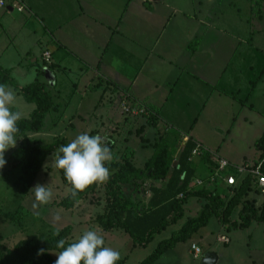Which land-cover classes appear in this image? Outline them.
I'll use <instances>...</instances> for the list:
<instances>
[{"label":"rangeland","instance_id":"obj_1","mask_svg":"<svg viewBox=\"0 0 264 264\" xmlns=\"http://www.w3.org/2000/svg\"><path fill=\"white\" fill-rule=\"evenodd\" d=\"M167 1L170 2V8L164 9L162 7V9L166 14L169 13V18L168 20L162 19L160 22L165 21L169 24H167L163 34L160 35L164 39H162L160 48L154 51L153 58L158 61L160 57L157 55L163 54L164 62H170V60L189 62L188 57L190 55H185L182 50V43L187 41V37L181 32L186 27L179 24L180 16H187L184 11L190 13L194 9L199 14L202 8V15L207 14L206 17L210 20L214 30L204 25L201 35L208 38L206 45L207 42L215 44L212 46V51L209 53L202 51L196 57V60H199V62H217L218 69L214 70V73L210 75V79L219 80L224 73L222 79L218 82V87H231L228 85H234L233 87H237L234 88L237 89L236 93L241 96L239 98L235 93V103L226 95H214L210 98V93L216 83H212L213 85L207 84L203 95L199 96L200 98L194 97L196 104L193 102L194 106L187 107L188 100L179 95H188L190 85L185 75L184 81L179 83V94L175 95L174 100L177 113L173 114V117L177 119L176 127L183 133L198 138L216 157L231 159L238 163L245 160L248 162L257 161L260 151L255 148L254 142L264 130V71L263 75L258 71L257 74L251 76L254 73H251L246 65L251 64L256 68L264 65V18L259 19L260 16L253 13L254 0H250V2L251 11L255 17L251 16V12L245 9L246 1L250 4L249 0H234V6L237 5V8L230 3L233 0ZM239 6L243 8L239 9ZM4 10L5 8L0 9V28H6L7 26L1 19V13ZM155 23H158V21L155 20L153 24ZM158 25H152L145 30L149 36L143 38L144 44L147 46L150 42V48L153 46L152 43H155L157 36L159 37L156 30ZM2 32L3 30L0 29V38H3ZM249 33H256V43H248L245 37ZM171 38L176 39L178 42L175 47L170 46ZM196 42L197 40L191 43L192 49ZM259 46L263 50L259 49ZM150 52L151 50H144L142 54ZM17 53L14 45H11L7 51V55H16ZM191 59L193 61V57ZM241 62L248 63L243 64L245 67L243 70L239 67ZM30 63L35 62H0L1 65L5 64L13 68L12 75L15 81L21 85L32 82L39 75L40 70H36L35 65L30 66ZM40 64L44 69H42L43 73L40 74L39 80L47 82L48 90L50 89L59 110L53 109V111L48 112L44 120L45 129L39 135L31 134L33 137L40 139L42 143H50L58 137H63L70 142L81 132H88L90 135L100 134L109 141V147L114 153V160H121L126 148L130 147L132 150L131 161L134 162V153V156H136L135 162L145 167L146 162L155 151V144L160 134L165 131L162 123L153 127L155 130H162H157L159 133L149 131L151 129L149 119L145 122L137 117L138 114L133 113V100L127 98L126 95L125 98L123 94H118L119 91L114 89L105 90L104 93L102 91L103 86L96 84L98 79H96V83L91 84L90 81L94 77L97 78L95 72L91 70L84 76L77 73H65V71L57 73L56 70L50 68L49 64L44 62ZM251 80L254 81L252 82L254 84L258 83V89L249 99H245L246 95L244 93L248 92L242 91L248 87ZM22 81H24L23 84ZM55 83L57 84L55 85ZM8 85L16 93L15 87ZM249 89L253 88L249 86ZM86 93L88 97H86ZM16 96V107L22 111L23 117L28 116L35 105L27 102L21 94H16ZM244 99L246 102L253 104L250 109L247 106H244L243 109ZM86 101L87 104L84 103ZM98 102H101L100 106ZM205 103H207V106L203 107ZM98 111H101V116H103L100 117V121L97 117ZM85 112L88 113L86 114V120L89 119V121L85 123L88 128L82 125V123L84 124ZM139 114L143 113L140 112ZM77 115L78 117H76ZM74 117L76 122L71 124ZM56 120H59V123L52 127L53 122ZM176 127L171 126V130H176ZM171 134L166 135L172 139ZM36 136H39V138ZM179 141L172 142V149H175L174 155L176 156L180 150ZM142 144L144 145L142 146ZM16 147L5 152L7 163L3 169H0V245L3 244L6 247H13L20 239L28 236L46 235L50 231H56L71 225L72 228L68 236L70 239L77 240L85 230H98L103 234L106 246L119 250L121 257L126 258V264H139L158 246L162 239L170 237L175 229L180 228L188 217L197 216L201 212V204L206 201L198 197L189 198L184 205V217L176 224L155 234L153 240L147 246H141L136 244L124 229L106 230L98 222V216L107 212L109 208L104 183H99L95 190L75 200L69 207L61 204L65 196L70 193L71 188L63 183L59 169L53 166V159L57 152L42 158L41 165L37 169L32 183H30L29 190L25 192L20 189L22 182L27 178L24 171L26 161L16 162L11 158V153ZM195 160L198 161L199 157H195ZM37 183L49 184L53 189L54 196L49 204L34 209L35 196L34 192L30 190ZM150 184L147 183L146 185L149 187ZM147 186L145 187L147 188ZM214 186L222 195L229 191L222 181L209 185V187ZM254 186H256L255 183ZM142 196L146 199L147 194ZM249 196L256 206L263 205V193L253 190ZM19 206H25L30 211L25 219V222L28 223L25 229L19 228L4 215L6 212L16 210ZM238 210L239 208L233 212L232 219H238ZM37 212H39V215L35 214ZM57 214L61 217L59 221L55 220ZM221 234L228 235L231 241L229 243L220 241L219 236ZM194 243L201 246L204 251H216L219 255L217 264H264V221H254L245 228L232 227L225 230L218 218L213 216L207 226L202 227L187 240L180 241L174 247L167 249L156 264H201L203 257L195 258L192 253L191 246ZM49 252L56 260L59 251L51 249Z\"/></svg>","mask_w":264,"mask_h":264},{"label":"crops","instance_id":"obj_2","mask_svg":"<svg viewBox=\"0 0 264 264\" xmlns=\"http://www.w3.org/2000/svg\"><path fill=\"white\" fill-rule=\"evenodd\" d=\"M3 1L4 5L0 6V9L5 8V10L1 13V19L7 26L6 28H0L3 30L1 33L3 38H0L2 43L0 47V62H35L30 63V66L35 65L34 68L40 70L39 75L35 77V79H39L40 74L43 73L42 69H44L40 63H47L43 59V53L48 49L52 52V61L47 64H49L50 68L56 70L57 73L65 71V73H77L84 76L91 70L97 75V78L94 77L90 81L91 84L96 83V79H98V83L96 84L103 86L102 91L104 93L105 90L110 91L114 89L119 91L118 94H123L124 97L126 95L127 98L133 100V103H141L149 107L151 115L145 112L141 115L138 114L137 117L143 119L145 122L148 119L155 118L149 123L151 128L149 131H152V133L162 131L153 128L155 125H160L161 123L164 126V132L173 133L172 130L174 129L171 130V126L176 127L175 123L177 121V119L173 117V114L177 113L174 103L175 95L179 94V83H182L186 76L190 85L188 87V95H179L188 100L187 107L194 106L196 104L194 97L200 98L199 96L203 95V91L207 88V84L213 85L212 83L216 84L214 85L213 91L210 93V98L214 95H226L235 103V93L237 89L234 88L237 87H233L234 85H228L231 87H218V82L222 79L224 73L219 80L210 79V75L214 73V70L218 69L217 62H199V60H196V57L202 51H207L206 53L212 51V46L215 44H209V42H207L206 45L208 38L205 35H201L204 25L214 30L210 20L206 17L207 14L205 16L202 15V8L199 14H197V11L194 9V11L190 13H187L189 11H184V14L187 16H180L181 20L179 24H181L182 27H186L181 32L187 37V41L182 43V50L185 55H190L188 57L189 62H175L172 60H170V62H164L163 54L157 55L160 57L158 61L153 58V55H155L154 51L160 48L159 46L162 43V39H164L161 38L160 35L163 34L167 24H169V22L167 23L165 21L160 22L162 19L168 20L169 18V13L166 14L162 9V7L164 9L170 8V2L167 0ZM230 3L234 6L235 2L233 0ZM234 7L237 8V5ZM238 8L242 9L243 7L239 6ZM245 9L251 12V16L253 15L251 11V2L249 4L246 1ZM174 10L176 11L177 9ZM253 17L255 16L253 15ZM258 18H264V2L262 14ZM155 20H157L158 23L153 24ZM156 24H159L156 29L159 37L157 36L155 43H152L153 46L150 48V42L149 45L146 46L143 38L149 36L145 30ZM255 35L256 33H249L247 37H245L248 43H256ZM5 39L7 40L5 41ZM196 40L197 42L192 49L191 43ZM177 44L178 42L176 39H170V46L175 47ZM11 45H14V49L18 52L16 55H7V51ZM258 48L263 50L260 46ZM144 50H151L152 53L142 54ZM192 57L193 61L191 59ZM133 62L135 63L133 64ZM220 63L222 65V62ZM245 63L248 64L247 62H241L239 65L242 70L245 68L243 66ZM2 65L9 68L12 74L13 68L11 66ZM247 66L251 73H254L251 76L257 74L258 71L263 75L264 65H259L261 66L259 68L251 64L246 65V67ZM253 66L255 67L254 69ZM252 82L254 81L251 80L248 87L242 91L248 92L244 93L246 95L245 99H249L258 89V83L254 84ZM45 83L47 86V82ZM56 84L57 83H55V85ZM19 85L23 86L21 84ZM249 86L253 89H249ZM16 94H20L17 89ZM237 96L241 98L239 93ZM86 97H88L87 93ZM193 102H195V104ZM84 103L87 104V101ZM207 103H205L203 107H206ZM33 104L35 106L31 109L30 113L36 108V104ZM100 104L101 102H98L99 106ZM242 105L243 109L244 106L249 107V109L253 106L252 103H248L246 100ZM57 106L55 102V110H59V106ZM50 111H53V109ZM95 111H97V109H95ZM86 114L88 113L85 112L84 124L82 123V125L88 128L87 124H85L89 121V119L86 120ZM76 117H78V115ZM97 117L100 121V117H103L101 116V111H98ZM75 119L74 117L71 120V124L76 122ZM58 123L59 120L54 121L52 127L56 126ZM174 131L180 134V150L184 143L190 138L195 141V147L197 144H201L205 148V151L201 155L192 156V153L190 155L189 159L192 160V163L196 166V176L191 183L192 186L196 178H206L218 170L217 157L204 146L202 141L188 133H183L179 128ZM40 133L41 132L34 133L33 135H39ZM36 137L39 138V136ZM143 145L144 144H142V146ZM206 152H208L209 158L213 162L212 165L206 164L202 158ZM133 157L135 162L136 156H134V153ZM195 157H199V160L196 161ZM228 160L238 163L231 159ZM200 161H202L201 164ZM134 164L136 167L144 168L143 165L137 162ZM176 164L177 160H174V165ZM239 178L240 177H238V179ZM219 181L223 182V180L217 179L216 182L204 186L214 185ZM165 182L166 179L150 181V183L154 185H162ZM254 182H256L255 178ZM256 184L258 185L257 182ZM226 186L228 187V185ZM260 193H262L261 190ZM247 197L250 199V196ZM238 208H240V206ZM223 228L225 230L228 229L225 226H223Z\"/></svg>","mask_w":264,"mask_h":264},{"label":"trees","instance_id":"obj_3","mask_svg":"<svg viewBox=\"0 0 264 264\" xmlns=\"http://www.w3.org/2000/svg\"><path fill=\"white\" fill-rule=\"evenodd\" d=\"M264 0H254L252 11L261 16ZM253 14V15H254ZM254 15V16H255ZM0 83L11 84L19 91L23 98L29 103H35L36 108L28 117L18 122V146L12 151L11 158L16 162L26 161L25 173L27 178L19 187L28 191L41 160L50 154L58 152L61 145L69 143L65 138L58 137L50 143H42L40 139L31 134L42 132L45 129L44 120L47 113L55 109V101L47 89L44 81L36 78L34 81L20 86L13 78L11 70L0 64ZM155 118L149 119L152 121ZM57 121V120H56ZM171 133V132H170ZM161 133L155 146L153 155L142 169L136 167L131 161L132 150L126 148L121 160H114L107 165L110 169V177L104 183L106 195L109 201L108 211L98 216V222L106 229H124L136 244L147 246L154 235L162 232L167 227L176 224L185 215L184 204L191 197L205 199L201 212L197 216L188 217L171 236L162 239L158 246L139 264H156L161 255L178 242L185 241L195 232L209 224L211 218L216 216L218 220L228 229L245 228L254 221H264V202L262 206H256L253 200L247 196L254 190L260 192V188L254 182L251 175H244L238 179L237 184L228 186V192L222 195L216 187H193L191 185L196 176V166L190 160V155L195 147V141L188 139L177 156L174 155L172 142L180 140V134L173 131L172 139ZM254 146L260 151L258 161H262L264 172V130L258 137ZM172 149V150H171ZM208 152L202 157L206 164L212 165ZM174 160L177 164L174 165ZM62 181L71 188L70 193L65 196L61 204L70 206L75 200L82 198L86 193L95 190L99 183L90 185L76 197L72 196V185L67 181L63 170L59 169ZM162 185L150 184L152 192L150 197L146 195V184L153 180H164ZM254 183L256 186H254ZM183 193V197H178ZM241 204V205H240ZM238 219H232L233 212L238 208ZM30 214L25 206H19L14 211L6 212L4 215L21 229H25L28 223L25 219ZM72 226L67 225L59 230L50 231L49 234L28 236L20 239L13 247L0 245V264H54L55 260L49 252L57 249V242L61 238L67 243L74 242L70 239L69 231ZM57 231L59 235H57ZM67 243L65 247H67ZM46 251L38 255L39 249ZM117 264H126V258L121 257Z\"/></svg>","mask_w":264,"mask_h":264},{"label":"clouds","instance_id":"obj_4","mask_svg":"<svg viewBox=\"0 0 264 264\" xmlns=\"http://www.w3.org/2000/svg\"><path fill=\"white\" fill-rule=\"evenodd\" d=\"M16 101L15 90L0 83V169L7 163L5 152L16 147L18 137H23L17 135L18 122L24 117L22 111L16 107ZM114 159L109 141L104 136L81 132L69 143L59 147L53 166L63 170L67 181L72 185V196L76 197L94 183L107 182L110 177L107 165ZM30 191L35 196L34 209L49 204L54 196L49 184L37 183ZM35 214L39 215V212ZM60 219L57 214L55 220ZM56 234L59 235V232ZM66 243L63 238L58 240L57 247L63 250L57 253L54 264H117L121 259V252L106 246L103 234L95 229L85 230L77 240L67 243V247ZM45 251L41 248L37 254L42 255Z\"/></svg>","mask_w":264,"mask_h":264},{"label":"built area","instance_id":"obj_5","mask_svg":"<svg viewBox=\"0 0 264 264\" xmlns=\"http://www.w3.org/2000/svg\"><path fill=\"white\" fill-rule=\"evenodd\" d=\"M4 5V1H0V6ZM43 59L47 63H51L52 61V52L46 49L43 53ZM124 104V101H123ZM127 109V107L125 106ZM150 108L141 104V103H133V113L139 114L140 112L145 113L148 112L150 115ZM205 151V148L201 144H197L196 147L192 150V156L201 155ZM207 151V150H206ZM218 162V170L213 173L211 176L206 178H196L194 185L197 187H202L206 184H212L216 182L217 179L223 180V182L230 186L235 185L238 181V177H242L244 175H251L255 178L256 182L258 183L261 192L264 194V172L262 170V161H252V162H242V163H235L227 160L226 158L217 157ZM147 186V185H146ZM146 188V187H145ZM145 194L147 197H150L152 192L147 186ZM178 197H183V193H180ZM219 240L223 243H229L231 238L226 234H221L219 236ZM192 253L195 258L203 257L204 250L201 246L197 245L196 243L192 244L191 246Z\"/></svg>","mask_w":264,"mask_h":264},{"label":"water","instance_id":"obj_6","mask_svg":"<svg viewBox=\"0 0 264 264\" xmlns=\"http://www.w3.org/2000/svg\"><path fill=\"white\" fill-rule=\"evenodd\" d=\"M219 255L214 250H205L201 264H216Z\"/></svg>","mask_w":264,"mask_h":264}]
</instances>
